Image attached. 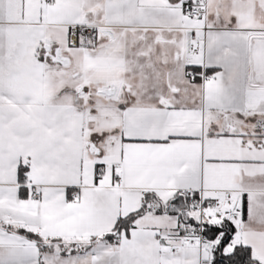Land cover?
Listing matches in <instances>:
<instances>
[{"label":"snow or ice","instance_id":"snow-or-ice-1","mask_svg":"<svg viewBox=\"0 0 264 264\" xmlns=\"http://www.w3.org/2000/svg\"><path fill=\"white\" fill-rule=\"evenodd\" d=\"M0 264H264V0H0Z\"/></svg>","mask_w":264,"mask_h":264}]
</instances>
